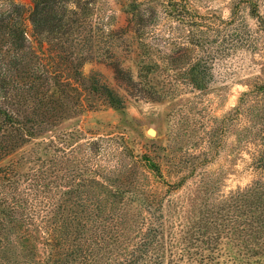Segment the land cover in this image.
Instances as JSON below:
<instances>
[{
  "label": "rangeland",
  "instance_id": "rangeland-1",
  "mask_svg": "<svg viewBox=\"0 0 264 264\" xmlns=\"http://www.w3.org/2000/svg\"><path fill=\"white\" fill-rule=\"evenodd\" d=\"M11 1L27 11L33 4ZM68 1L78 12L71 13L73 34H39L26 20L36 59L64 79L52 91L68 100L57 113L66 118L54 120L48 134L32 139L12 159L53 135L54 159L65 160L64 150L70 153L72 176L89 166L122 168L114 176L117 184L122 179L128 193L146 203H134L126 211L119 252L133 249L152 228L158 236L146 264H242L239 256H248L243 245L261 238L249 235L251 225L264 219V0H176L185 9L177 17L169 0ZM133 1L145 2L141 12L151 19L147 39L155 49L152 63L172 65L175 59L168 55L174 53V42L182 43L188 49L180 66L201 57L210 68L207 90L162 71L150 74V84L139 81L137 25L129 11ZM149 128L156 134L150 135ZM70 130L75 137L66 136ZM144 153L160 165L161 175L145 162L135 165ZM56 175L57 208L66 198L70 215L80 208L74 202L75 184L62 180L59 168ZM107 203L103 198L98 205L110 208L112 202ZM107 215L89 223H102ZM15 232L8 240L17 243L6 247L7 254L22 259ZM250 257L251 264H264ZM112 260L108 255L103 262Z\"/></svg>",
  "mask_w": 264,
  "mask_h": 264
},
{
  "label": "trees",
  "instance_id": "trees-1",
  "mask_svg": "<svg viewBox=\"0 0 264 264\" xmlns=\"http://www.w3.org/2000/svg\"><path fill=\"white\" fill-rule=\"evenodd\" d=\"M32 2L27 11L20 3L0 0V264H104L108 255L113 260L105 264H146L148 253L156 244V229L143 233L133 249L123 247L119 252L118 245L122 244L119 237L127 230L126 211L134 203H146L137 194H129L122 179L117 184L118 174L124 171L122 168L117 172L112 168L89 166L85 172L72 176L67 166L70 153L64 150L65 160L54 159L56 140L53 135H46L42 142H34L29 150L19 154V160L12 159L32 139L48 134L54 120L66 118L57 113L62 112L68 100L52 91L54 84L56 87L63 85L64 79L58 77L56 71L45 69L36 59L37 51L29 44L26 20H30L34 32L39 34H73L76 30L71 13L78 12L69 7L68 0ZM144 5L145 2L133 1L129 10L137 25L139 81L150 84V74L162 71L172 79L191 84L194 89L207 90L212 79L210 68L201 57L189 66L184 63L180 66L184 51L188 49L182 43L174 42V53L168 55L175 59L172 65L167 62L168 67L162 68L152 63L155 62L152 58L155 49L147 39L151 19L141 12L146 10ZM168 5L176 17L185 11L178 7L184 5L182 1L169 0ZM116 71L117 75L122 74L118 67ZM67 132L68 137L76 135L75 131ZM91 158H87L89 163ZM134 162L136 166L145 162L154 174H162L160 165L146 153L137 156ZM22 165L24 170L20 169ZM57 168L61 169L62 180L66 182L70 178L75 184L74 202L80 208L70 215L65 211L66 198L64 206L57 208L54 189ZM62 194L68 195L67 191ZM103 198L106 204L112 202L110 208L98 205ZM103 213L108 215L102 223H89ZM14 232L22 244V259L10 256V252L7 254L10 248L6 247L17 243L8 240V235ZM254 233L261 236L260 241L251 239L243 245L248 249V256H239L238 261L242 264H251L250 256L257 257L255 262L264 263V219L260 225H251L249 235ZM209 243H213L212 240ZM39 244L43 246L38 258Z\"/></svg>",
  "mask_w": 264,
  "mask_h": 264
},
{
  "label": "water",
  "instance_id": "water-1",
  "mask_svg": "<svg viewBox=\"0 0 264 264\" xmlns=\"http://www.w3.org/2000/svg\"><path fill=\"white\" fill-rule=\"evenodd\" d=\"M148 133H149L150 135H155V134H156V130H155L154 128H149V129H148Z\"/></svg>",
  "mask_w": 264,
  "mask_h": 264
}]
</instances>
